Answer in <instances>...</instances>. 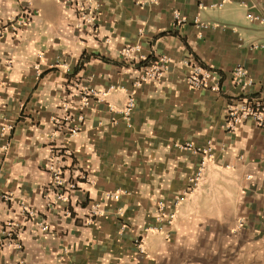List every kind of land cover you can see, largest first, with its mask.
I'll use <instances>...</instances> for the list:
<instances>
[{
    "label": "crops",
    "instance_id": "crops-1",
    "mask_svg": "<svg viewBox=\"0 0 264 264\" xmlns=\"http://www.w3.org/2000/svg\"><path fill=\"white\" fill-rule=\"evenodd\" d=\"M0 24V264H264V127H225L232 103L264 96V0H0ZM162 56L169 69L136 85ZM194 63L218 89L188 82ZM87 87L101 99L85 105ZM59 153L77 179L65 200Z\"/></svg>",
    "mask_w": 264,
    "mask_h": 264
},
{
    "label": "built area",
    "instance_id": "built-area-1",
    "mask_svg": "<svg viewBox=\"0 0 264 264\" xmlns=\"http://www.w3.org/2000/svg\"><path fill=\"white\" fill-rule=\"evenodd\" d=\"M28 11L25 12L24 16L19 20L21 23H25L29 21L30 16ZM176 18L178 22H181L185 20L180 14H176ZM0 33H2L1 30V24H0ZM140 49V46H127L122 54L124 56L131 55L134 51H138ZM141 59L145 60L146 57L143 55L141 56ZM169 69V60L168 57L162 56L160 59L153 63L149 64H143L141 67V73L139 78L136 81V85L140 84L143 81L152 80L155 78H158L162 76L167 70ZM235 77L237 80V83L242 86L244 90H246L251 84L253 83V80L251 77H249L246 69L242 67L241 65H238L234 69ZM188 82L196 88H209V89H218L219 88V75L212 71L211 69L205 68L199 63H194L191 65L190 72L187 77ZM101 94L104 93H98L92 88H85L83 93V102L85 105L90 104V100L93 96L96 97L97 100L101 99ZM136 104L135 96L132 92L129 93L126 102L124 103V106L121 108V113L123 114L125 119H130L131 114L134 110ZM247 119H252L260 126L264 127V96H251V95H243L239 98V100L235 103H232L228 109L225 116V127L228 130H234L238 127L239 124L244 122ZM80 129L79 126H72L70 127V133L75 134ZM184 147L191 148V144H186ZM197 151H203L205 156L201 160V163L199 167L196 169L195 174L191 178V183L193 186H195L202 178L203 171L206 163V155H210L209 152L211 150L210 145H208L205 148L197 147L195 148ZM65 152L67 154H71V151L69 149H65ZM63 153V152H62ZM61 153L55 154L53 156V159L50 163V168L53 171L54 175V182H55V195L57 200H65L68 198L69 192L74 190L77 187V179H65L63 175V165H61L60 159H61ZM207 155V156H208ZM182 199L181 196L177 197L175 200V205L179 203V201ZM166 205L162 201L159 203V212L157 215V218L160 220L166 219L167 222L171 223L173 221V213L167 212L165 210ZM92 214H98L100 213V210L97 207H95L92 210ZM5 239L7 241L12 242L13 241V231L11 229H5L3 231ZM15 244L19 245V242L13 241ZM135 245L138 247L139 251L144 252V241L141 236H138L134 239Z\"/></svg>",
    "mask_w": 264,
    "mask_h": 264
}]
</instances>
